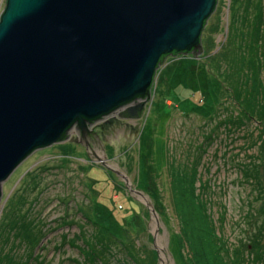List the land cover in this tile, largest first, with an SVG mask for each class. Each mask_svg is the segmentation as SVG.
<instances>
[{"label": "rangeland", "instance_id": "obj_1", "mask_svg": "<svg viewBox=\"0 0 264 264\" xmlns=\"http://www.w3.org/2000/svg\"><path fill=\"white\" fill-rule=\"evenodd\" d=\"M6 3L0 0V18ZM256 6H264V0H218L202 31L203 51L196 56H166L136 137L112 140L107 148L89 151L72 141L54 144L35 151L17 168L4 184L2 202L6 201L0 206V221L11 199L25 197L27 206L34 208L32 216L40 215L48 227V236L34 254L39 259L30 263L29 247L13 242L18 259L28 264H161L157 248H162L165 264H190L191 252L186 241L180 243L181 225L171 203V159L177 169L189 167L190 172H197L196 192L210 202L216 231L223 236L221 259L230 264H264V125L251 120L248 108L257 70L248 48L256 24L251 9ZM260 28L258 63L263 66L255 96L262 107L264 25ZM245 75L249 80L242 82L238 95L234 77ZM235 119L247 123L234 127L231 121ZM97 149L115 169L127 170L134 189L147 196L151 173L156 177L157 187H152L159 193L153 189L150 193L162 203L158 211L164 222L160 219L159 234L146 201L133 194L116 172L93 163L100 156ZM96 202L114 211L126 230L124 239L119 233L115 236L125 240L124 244L88 222L95 216L92 206ZM149 202L154 206L151 199ZM67 216L73 225L61 224ZM2 230L3 225L0 234ZM63 233L67 236L62 240ZM6 243L0 248L9 249L11 245Z\"/></svg>", "mask_w": 264, "mask_h": 264}, {"label": "water", "instance_id": "obj_2", "mask_svg": "<svg viewBox=\"0 0 264 264\" xmlns=\"http://www.w3.org/2000/svg\"><path fill=\"white\" fill-rule=\"evenodd\" d=\"M217 2L7 0L0 18V206L4 184L35 151L83 144L80 132L89 151L91 124L142 110L136 105L151 98L162 57L203 51L202 31ZM108 160L96 155L93 163L146 201L159 234L150 197ZM157 250L165 264L164 249Z\"/></svg>", "mask_w": 264, "mask_h": 264}, {"label": "trees", "instance_id": "obj_3", "mask_svg": "<svg viewBox=\"0 0 264 264\" xmlns=\"http://www.w3.org/2000/svg\"><path fill=\"white\" fill-rule=\"evenodd\" d=\"M258 3L259 1L253 5H257ZM251 11L254 13L253 19L255 20L256 24L254 23L255 26L252 30L253 35L248 48L250 60L253 61L254 66H257V70L256 76L251 80L253 83L251 96L248 99V108L251 110V120L255 119L256 122L264 125V105L262 107L257 105V99L255 96L259 93L258 89L260 87V85H257L256 83L259 81L257 75L260 74L261 68L263 66L262 62L258 63V52L260 51L258 41L261 33L260 27L264 25V6H256L252 8ZM253 19L251 18L250 21L252 22ZM249 22L247 21L246 24ZM238 32L239 28L236 29V33ZM235 49L242 50L238 47H235ZM176 55L180 54H173V56ZM165 58L166 57H162L161 62H163ZM248 80L249 75H245L243 78L234 77V85L237 84L239 86L238 93L236 90L235 93L239 95L242 88V82L244 81V83H246ZM209 82L212 84L213 80L211 79ZM212 88H215L216 90L215 82L213 83ZM259 108H261V110ZM231 123L234 127H237L241 124L246 125L247 121L235 119V121H231ZM148 167L151 168L149 165ZM168 168V170H170L169 177L172 199L171 203L173 211L181 225V233L179 235L181 238L180 243L183 244L186 241L190 249L189 251L191 252V257L188 258L191 261L188 259L187 260L190 262V264H230L229 261L223 260L220 257L222 248L221 240L223 239V236L220 233L218 234L216 231L217 227L215 226L213 218L211 217L212 211L210 202L205 199L203 194H197L196 192L197 172H190L189 167L186 169H177V166H173L171 163V159H169ZM155 180L156 177H154V175L151 173V188L147 189L148 192L146 193L150 196L156 211H158V206L162 204L161 200H159L158 197H152V194L150 193L151 189H153L155 193L158 192L152 187V185H157ZM33 200L37 202L36 199ZM25 201V197H15L13 200L11 199L1 218L0 228L3 225V230L0 234V246L2 245L3 241H7L6 244H10L11 246L7 250L2 247L0 248V264H28L27 261L18 259L13 253V242H15V244L18 246L19 244L24 243L29 247L30 251L32 252L31 256L28 258L30 263H32L33 258L35 260L39 259V255L34 256V254L39 243H41V241H43V239L48 236V227L46 224H44V221L40 218V215L39 218L32 216L34 208L32 205L31 207L27 206ZM33 203L34 202L32 201L29 203V205ZM92 207L94 209L95 216L94 218L90 217L88 222L100 226L103 232L105 234L107 233L109 236L108 238L113 237L119 240L115 236V233H119L123 236V239L125 238L126 230L117 221V218L114 216V211L110 210L109 207L99 202H96V204H94ZM261 214L264 216V207H262ZM162 219L164 221V218ZM61 220V224L64 226L73 225V219H70L68 216L62 218ZM55 223L59 224L60 222L57 220ZM66 236V233H63L62 240ZM124 241L125 240H123V242ZM261 249L264 250V247H261ZM126 250L130 251L128 249Z\"/></svg>", "mask_w": 264, "mask_h": 264}, {"label": "flooded vegetation", "instance_id": "obj_4", "mask_svg": "<svg viewBox=\"0 0 264 264\" xmlns=\"http://www.w3.org/2000/svg\"><path fill=\"white\" fill-rule=\"evenodd\" d=\"M148 102V101H147ZM147 102L145 104L140 103L139 105H136V107H143L142 110H139L137 112L131 111L130 109L127 110H120L118 113L113 115L112 118L106 119L102 122H98L96 124H91L89 126L90 133L88 138L90 141H93L94 144L92 145V148H107V145L110 144V141L112 140H119L124 139L127 136H137L142 129L143 126V115L146 110ZM120 113V116L117 115ZM139 115V116H137ZM132 117H138V118H132ZM132 120H129L131 119ZM141 127V128H140ZM78 132V130L76 131ZM76 134V133H75ZM74 134V135H75ZM79 142H82L83 144H78L79 146L83 147L86 151L87 148L85 146V140L81 139L82 133H79ZM77 137V136H76ZM105 145V146H104ZM104 147V148H103ZM88 151V150H87ZM127 154L130 153V151L126 152ZM112 171V170H110ZM114 172V171H112ZM126 172H128L126 170Z\"/></svg>", "mask_w": 264, "mask_h": 264}, {"label": "bare ground", "instance_id": "obj_5", "mask_svg": "<svg viewBox=\"0 0 264 264\" xmlns=\"http://www.w3.org/2000/svg\"><path fill=\"white\" fill-rule=\"evenodd\" d=\"M215 89V88H214ZM207 105V104H206ZM197 107V106H196ZM204 107H206V106H204ZM198 108V107H197ZM199 109H201V108H199ZM76 144V143H75ZM81 147V146H80ZM83 148V147H82ZM84 149V148H83ZM97 152H99V150L97 149L96 150ZM99 155H100V157H102L103 159H104V157H105V155L103 154V152H99L98 153ZM109 170V169H108ZM124 174L126 175V177L128 178L130 175L128 174V173H126V172H124ZM133 185V184H132ZM134 187H136L135 185H134ZM134 187L132 186L131 188L132 189H134ZM130 189V188H129ZM131 190V189H130ZM138 196V195H137ZM155 207V206H154ZM158 212V211H157ZM150 214H151V212H150ZM163 220L162 219V217L160 216V214H159V220ZM164 222V221H163ZM164 262H167V259L164 257Z\"/></svg>", "mask_w": 264, "mask_h": 264}, {"label": "built area", "instance_id": "obj_6", "mask_svg": "<svg viewBox=\"0 0 264 264\" xmlns=\"http://www.w3.org/2000/svg\"><path fill=\"white\" fill-rule=\"evenodd\" d=\"M119 209H123V207L120 205V206H119Z\"/></svg>", "mask_w": 264, "mask_h": 264}]
</instances>
